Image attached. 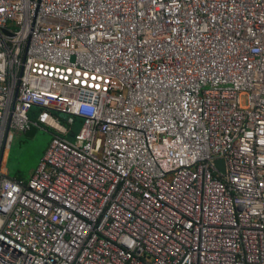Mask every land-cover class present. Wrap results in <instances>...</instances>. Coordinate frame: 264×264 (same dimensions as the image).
<instances>
[{"label":"built area","instance_id":"built-area-1","mask_svg":"<svg viewBox=\"0 0 264 264\" xmlns=\"http://www.w3.org/2000/svg\"><path fill=\"white\" fill-rule=\"evenodd\" d=\"M0 264H264V0H0Z\"/></svg>","mask_w":264,"mask_h":264},{"label":"rangeland","instance_id":"rangeland-1","mask_svg":"<svg viewBox=\"0 0 264 264\" xmlns=\"http://www.w3.org/2000/svg\"><path fill=\"white\" fill-rule=\"evenodd\" d=\"M51 137L47 130L39 126L28 131H16L8 151L7 174L28 181L40 164Z\"/></svg>","mask_w":264,"mask_h":264},{"label":"trees","instance_id":"trees-1","mask_svg":"<svg viewBox=\"0 0 264 264\" xmlns=\"http://www.w3.org/2000/svg\"><path fill=\"white\" fill-rule=\"evenodd\" d=\"M39 108H35L33 111H32V116L33 117H36L37 115H38V113H39Z\"/></svg>","mask_w":264,"mask_h":264},{"label":"water","instance_id":"water-1","mask_svg":"<svg viewBox=\"0 0 264 264\" xmlns=\"http://www.w3.org/2000/svg\"><path fill=\"white\" fill-rule=\"evenodd\" d=\"M8 157V156H7ZM7 157H6V161H7Z\"/></svg>","mask_w":264,"mask_h":264}]
</instances>
